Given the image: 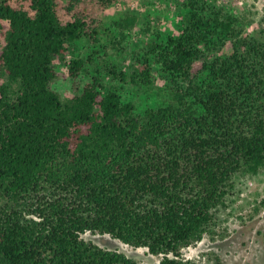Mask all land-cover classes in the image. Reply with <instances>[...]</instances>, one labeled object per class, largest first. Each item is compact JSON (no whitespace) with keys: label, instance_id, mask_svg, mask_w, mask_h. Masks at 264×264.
<instances>
[{"label":"trees","instance_id":"trees-1","mask_svg":"<svg viewBox=\"0 0 264 264\" xmlns=\"http://www.w3.org/2000/svg\"><path fill=\"white\" fill-rule=\"evenodd\" d=\"M19 3L0 0V264H190L183 248L211 231L235 177L264 169V29L243 32L208 0L179 1L178 34L110 69L150 86V56L158 63L168 99L139 111L97 76L80 82L91 56L68 61L70 97L51 87L70 45H97L103 30L118 48L111 26L125 36L135 15L108 29L86 0H71L66 20L57 0ZM86 231L162 257L138 262Z\"/></svg>","mask_w":264,"mask_h":264},{"label":"rangeland","instance_id":"rangeland-1","mask_svg":"<svg viewBox=\"0 0 264 264\" xmlns=\"http://www.w3.org/2000/svg\"><path fill=\"white\" fill-rule=\"evenodd\" d=\"M71 0H57L59 14L68 19L67 5ZM88 8L97 12L105 28L120 14L128 12L137 17L135 25L125 31V36L111 26L112 38H119L118 48L111 46V39L102 30L101 42L92 44L88 39L77 40L70 45L65 59H55L56 76L51 87L62 98L74 93L73 80L69 75L68 61L75 56L92 57L82 70L79 79L82 84L94 76L100 78L106 89H114L124 101L132 100L139 111L146 107H157L168 99L167 81L160 77L159 65L150 56L152 81L150 86L122 82L110 74L115 65L118 69H130L149 49L152 40L162 41L169 34H178L181 23V0H115L107 7L97 9L94 2L86 0ZM237 18L243 32L259 36L264 29V0H208ZM19 6V0H11ZM80 9H82V2ZM78 7V5H77ZM94 12V13H95ZM102 29V28H101ZM117 36V38H116ZM3 38L0 36V47ZM104 47H102V46ZM229 51V44L225 47ZM103 248L124 252L141 263L158 262L162 255H153L145 247L125 244L108 234H82ZM182 257L190 264H264V169L256 174H240L234 179V186L223 205L216 212L215 225L197 243L183 248Z\"/></svg>","mask_w":264,"mask_h":264}]
</instances>
